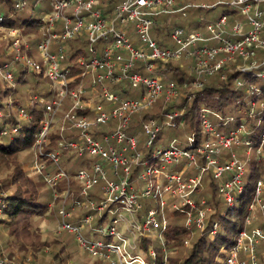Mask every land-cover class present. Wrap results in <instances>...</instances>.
Returning <instances> with one entry per match:
<instances>
[{"label":"built area","instance_id":"built-area-1","mask_svg":"<svg viewBox=\"0 0 264 264\" xmlns=\"http://www.w3.org/2000/svg\"><path fill=\"white\" fill-rule=\"evenodd\" d=\"M28 1L16 0L15 9H24ZM101 1L51 0L50 10L41 18L44 24L37 42L41 60L32 53L31 42L35 39L25 38L18 26L6 25V18L0 14V28L10 30L11 54L8 61L0 64V80L15 89L22 69L50 82L46 94L31 92L26 105L8 104L22 120L31 119L27 107L43 108L34 145L38 168L46 167L49 159L59 165L63 151L89 157V163L73 176L61 167L48 175L52 186L67 182L59 210L61 232L73 233L84 253L110 264H156L158 253L152 240L158 239L164 251L159 264H169L162 235L169 223L166 208L184 211L187 225L204 229L212 207L205 197L198 203L195 195L203 187L204 176L210 173L226 204L233 206L244 190L246 160L264 155V129L257 140L249 136L248 129L246 132L245 121L222 132L210 118V109L203 106L200 125L204 135L199 145L194 134L186 139L171 138L163 145L160 137L166 128L184 126L185 108L165 112L160 109L159 115L144 119L134 131L133 121L156 110L162 100L176 101L189 85L199 87L203 83L198 77L183 86L167 81L162 63H189L191 71L200 76L220 72L241 60L249 64L238 65L239 70L263 76V71L257 70L264 61L256 63L255 58L259 47L264 49V0H218L212 5L187 0H119L110 11L101 6ZM218 4L234 12L223 13L204 28L175 26L171 30L175 48L162 46L152 35L162 14H185L189 7L211 8ZM236 9L246 15V20L237 17ZM76 53L78 56L72 58ZM237 84L243 81L239 79ZM251 88L261 91L255 85ZM255 106L252 101L250 115ZM4 116L0 109V118ZM17 130L18 126L2 134ZM53 132H60L63 138L58 139L54 150L48 151ZM65 135L72 137L66 139ZM238 147L245 150L246 158L240 157ZM200 158L205 162L201 164ZM181 161L180 169L168 170V165ZM75 191L78 197L73 198ZM263 193L264 180L260 178L248 205L254 212L247 215L246 224L255 218L256 209L264 211ZM0 195L6 193L0 190ZM142 198L154 201L147 213L141 212ZM76 209L84 212L71 219ZM110 212L111 222L106 228L98 224V236L91 231L83 234L86 225L100 218L102 221ZM216 229L214 223L212 232ZM132 238L137 239L133 244ZM145 238L151 239L145 245L150 259L140 250ZM259 240L264 242L263 228L256 227L251 232L243 229L223 264H247L246 260L237 261L243 251L251 256L250 264H258L254 251ZM0 264L12 262L0 255Z\"/></svg>","mask_w":264,"mask_h":264},{"label":"trees","instance_id":"trees-1","mask_svg":"<svg viewBox=\"0 0 264 264\" xmlns=\"http://www.w3.org/2000/svg\"><path fill=\"white\" fill-rule=\"evenodd\" d=\"M15 1L0 0V14L6 18L5 24L18 26L25 34L38 33L44 24L41 19H32L28 16L19 21L13 19L14 16L23 10L15 9ZM199 8L202 9L203 7ZM231 12L234 11L228 13ZM260 53L261 56L258 55L264 58V50H261ZM76 56H78L77 53L72 58H76ZM10 58L11 56L7 53H3L0 58V64L8 61ZM181 64L183 63L171 61L162 63V70L166 74L163 75V78L165 80H174L181 86L185 82L190 84L191 81L196 79V75L191 71L189 63ZM262 67H259L257 71H263L264 68ZM221 72H226L224 78ZM29 78L35 81L31 92L39 94L47 93L49 86H42L43 83H41V78L44 77L28 74L22 69L17 74L18 88L10 89L0 83V109L5 113V116L0 118V139L4 138L0 140V158L6 164L14 167L12 180L14 182L17 180V186L13 191L7 193L5 196L0 195V210L5 215L0 217V224L8 226L11 233H17V235H19L20 231L28 232L30 227L29 218L32 214H38L48 209V206L42 202L39 196L41 185L39 186L34 183L23 173L19 160V154L22 150L31 149L35 145V136L39 129L40 120L43 117V108L40 106L35 108L27 107L31 113V119L22 120L16 116L12 107L8 105V101H3L11 92L19 93V86L26 85ZM239 79L243 81L242 85L237 84ZM202 81L203 85L199 89L191 90V87L184 88L185 93L176 101L166 103L162 100L159 102L156 110L137 116L133 121L132 131L139 129L144 119L159 115L160 109H162V112H165L176 108H185L184 116L182 117L185 120L184 126L166 128L162 132L160 140L165 145L171 138L180 136L178 138L186 139L187 135L194 134L196 136L195 143L199 145L204 135L200 125V114L203 106L210 109L209 116L216 122L219 128L231 130L245 121L246 128L249 130V136L251 137L256 128L253 119H258L259 123L264 124V77L258 76L255 71H241L235 65L229 69L224 68L213 75H205ZM252 85L260 88L261 91H251ZM20 94L22 95V93ZM21 95L15 97L12 106L26 105V99H23ZM124 95H127V93ZM248 99L251 103L252 101L256 103L253 115H250L251 104L248 105ZM259 99L261 101L258 105ZM238 107L241 108L239 115L233 114V111ZM219 115L223 118H220ZM226 123H229V125L226 126ZM17 126L18 130L15 133L2 134L5 129H12ZM168 132L170 136H166ZM258 135L253 137H258ZM50 137L51 142L47 147L48 151L54 150L58 139L63 138L60 132H53ZM70 137L72 136H64L66 139ZM186 141L183 143L184 146ZM237 149L239 152H243V157L245 158V150L239 147ZM61 156L62 159L59 165L49 159L47 160V166L50 168L55 167V171H58L60 167L64 168L73 176L80 167L89 163L86 157L76 156L68 151H63ZM199 162L202 164L205 161L203 158H200ZM251 164L254 166L252 171H249ZM247 165H249V169L244 176V190L241 194L237 195L233 206L227 205L219 193L217 180L213 174H208L209 177L207 178L204 176L203 187L195 195L198 203L202 197H205L208 205L212 207V211L206 217L204 229L198 228L195 224L193 226L187 225L186 213L184 211L166 208L169 223L166 229L163 230L162 235L165 239L164 246L171 250V253L168 255L169 264H223L227 251L235 244L240 231L245 228L248 229L246 224V217L249 213L248 205L254 195L258 179H264V156L257 159L253 155L247 161ZM189 172H194V170H190ZM40 178L44 180L43 177ZM9 183L10 181H5L2 184L1 188L3 191L8 189L7 184ZM61 183V185H57L58 190L67 188L66 181ZM72 184L73 180L71 186ZM29 185L31 186L29 187ZM100 221L101 218L97 219V224ZM214 223H217V229L215 232H212ZM259 225L264 228V222ZM186 240H190V245H186ZM150 241V238L143 239L146 246ZM155 248H157L156 245ZM158 248L160 251L156 258V264L161 263L164 257L163 246L162 250L160 246ZM260 259H263L262 253Z\"/></svg>","mask_w":264,"mask_h":264},{"label":"rangeland","instance_id":"rangeland-1","mask_svg":"<svg viewBox=\"0 0 264 264\" xmlns=\"http://www.w3.org/2000/svg\"><path fill=\"white\" fill-rule=\"evenodd\" d=\"M187 1L197 4L208 3L212 5L214 3H217L218 0H187ZM50 2L51 0H29L28 4L22 10V12L14 16L13 19L19 21L27 16L32 19H41L44 13L50 10ZM117 2H119V0H102L101 6L105 10L110 11L113 9V7ZM230 11H234V9H232L227 5L218 4L216 7L202 8V9H200L199 7H189L186 10L185 14L182 12L176 14H162V16L158 17L159 26L153 29L152 35L162 46L168 48H175L177 44L171 36V30L175 26H181L185 29H192V30L198 28H204L210 20L217 19L223 13ZM236 15L240 20L242 21L246 20V15L242 14L239 9H236ZM166 25H168V27H166ZM1 27L2 28H0V58L2 57L3 53L4 54L7 53L9 56H11V54L8 53V49L10 47V38H9L10 30L7 29L6 26H1ZM40 33H41L40 29L38 33L33 32V33L25 34L22 32L24 37L28 36L27 39L31 37H32L31 39H35L34 41L31 42V46H32V53L37 60H41L42 58L41 54L39 53L38 45H37L38 39L41 36ZM81 45L82 47H84V49H86L84 43ZM261 50L264 49L259 47L258 54L260 56H261L260 53ZM259 55H257V57L255 58L256 63L260 61H264V58H261ZM242 63L243 62L241 60H238L237 62L235 61V63L232 62L230 63L231 65L228 66L226 69L234 67L235 65L238 67V65L244 66L245 64H249V63H244V64ZM260 66H263L262 68H264L263 64H261ZM225 73L221 72L223 78L225 77L224 76ZM197 77L202 80L205 78V75H200V76L196 75V78ZM261 77H264V75ZM34 82H35L34 79L29 78L26 85L21 87L19 86V90H18L19 93L11 92L8 97L4 98L3 101L5 102L8 101L7 102L8 104L9 102H12L13 104V100L15 99V97L21 95L20 93H22L21 96L23 97V99H26L27 101L31 91L33 90L32 88ZM0 83H2L1 80ZM41 83H43L42 86L48 87L50 85L49 80H46L44 78H41ZM202 85L203 83L199 87L198 86H188V87H191V90L193 89L195 90V89H199ZM16 88H18V86ZM252 90L253 89L251 88V91ZM183 92L185 93V90ZM248 101H249L248 105H250L251 102L249 99ZM260 101L261 100L259 99L258 105L260 104ZM240 112H241V108L238 107L233 111V114L239 115ZM253 121L256 128L254 129L253 132L254 134H251V138H254L253 136H257L258 134H260V132L263 131L264 129V124L259 123L258 119L257 120L253 119ZM225 125L227 126L229 125V123H226ZM219 129L222 132H227L226 129L224 128H219ZM246 132H247V128H246ZM245 134L247 135V133ZM168 135L170 136L169 132L167 133L166 136ZM254 139L256 140L258 139V137H255ZM35 151L36 149L34 146L31 149L22 150L19 154L20 165L23 173L28 178H30L34 183L38 184L39 186L41 185L39 196L42 202L48 206V209L44 210L41 213L31 215V217L29 218L30 227L27 233L25 231H20L19 235H17V233L13 234L11 233L8 226L4 224H0V255H4L8 257L9 261H11L12 264H110V262L107 260L91 257L86 253H84L81 250L80 246L78 245L76 236L73 233L67 231L61 232L60 229H61L62 217L59 214V210L63 202L64 191L66 188H63L62 190L60 189L58 190L59 185L55 187L48 184L47 181L48 175L50 174L52 175L56 173V171L54 170L55 167L50 168L46 166L43 168L41 167L38 168V166L36 165ZM239 154L240 157H243L242 151ZM263 156L264 155H262V157ZM86 157L89 158L88 156ZM182 164L183 161H181L180 163L176 162L173 165H168L169 166L168 170L169 171L178 170L180 169ZM253 166L251 164L249 171H252ZM248 169H249V165H247V170ZM13 172H14V167L6 164L0 158V190L3 191L1 186L5 181H10V183L7 184L8 189L6 191H3L6 194L13 191L17 186V182H16L17 180L15 182L12 180ZM40 177H43L44 180L41 179ZM207 177H209L208 174L205 175V178ZM30 186L31 185H29V187ZM74 196L78 197V192L75 191ZM71 198L69 199V201H71ZM263 199H264V193H263ZM140 201L143 203V208L141 210L142 213H147L149 207L154 206V201L152 199L142 198L140 199ZM82 212H84V209H80V210L76 209L75 211H73V215L71 219L77 218L78 216L81 215ZM253 212L254 211L249 210L248 216H252ZM1 214L2 216H5L2 212ZM112 215H113L112 212L108 213L107 217L104 218L102 221H100L99 224L103 225L105 228L108 227L113 217ZM263 222H264V211L261 209H256L255 218L251 220L249 224H247V228H248L247 230L251 232L256 227L260 228L259 224ZM98 226L100 225H98L96 221L92 222L89 225H86L85 229L83 230V234L86 235V232L91 231L96 236H98L96 230ZM113 239L115 238L113 237ZM134 241H137V239L132 238L130 240V243L133 244ZM152 241L153 244L157 246L156 251L157 253H159L160 250L158 246L160 242L158 241V239ZM188 241L189 244L186 245H190V240ZM257 244L258 245L256 250L254 251V254L256 255L258 264H264V242L262 240L261 241L259 240ZM140 250L143 251L149 259L151 258L150 255L148 254V250L144 242L141 244ZM168 252L171 253V250L168 249ZM261 253L263 259H260ZM250 259L251 256L249 254L247 255V253H245L244 251L240 252L237 257V261L246 260L247 264H250Z\"/></svg>","mask_w":264,"mask_h":264}]
</instances>
